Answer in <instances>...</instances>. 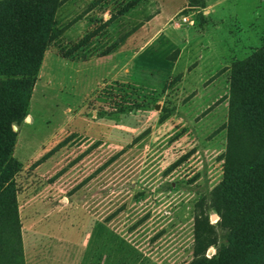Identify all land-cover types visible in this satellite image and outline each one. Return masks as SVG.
Here are the masks:
<instances>
[{
  "label": "rangeland",
  "instance_id": "obj_1",
  "mask_svg": "<svg viewBox=\"0 0 264 264\" xmlns=\"http://www.w3.org/2000/svg\"><path fill=\"white\" fill-rule=\"evenodd\" d=\"M59 2L54 39L11 48L0 68L36 74L41 62L32 122L20 126L18 143L90 144L83 154L93 158L103 229H93L90 249L80 244L81 230L63 233L61 250L70 253L59 264H190L197 250L212 256L228 233L217 195L229 68L264 44V0ZM5 222L0 264H21Z\"/></svg>",
  "mask_w": 264,
  "mask_h": 264
},
{
  "label": "trees",
  "instance_id": "obj_2",
  "mask_svg": "<svg viewBox=\"0 0 264 264\" xmlns=\"http://www.w3.org/2000/svg\"><path fill=\"white\" fill-rule=\"evenodd\" d=\"M60 4L59 0H0L3 46L49 44L55 37ZM35 81L32 73L0 74V211L6 220L5 237L19 248L13 126L24 120ZM228 83L227 148L217 195L228 233L219 236L212 256L197 250L190 264H264V44L231 64Z\"/></svg>",
  "mask_w": 264,
  "mask_h": 264
},
{
  "label": "crops",
  "instance_id": "obj_3",
  "mask_svg": "<svg viewBox=\"0 0 264 264\" xmlns=\"http://www.w3.org/2000/svg\"><path fill=\"white\" fill-rule=\"evenodd\" d=\"M10 49L3 45L0 47V68L7 67V56L4 54ZM40 63H38V67L36 66L38 70L34 74L36 77L34 86L38 82ZM33 90L34 87L31 96ZM29 103L24 120L20 125L13 126L16 131V140L12 157L18 167L14 172L12 182L19 224L22 263L55 264L56 262L59 264L70 253L61 250L62 243L68 242L69 238L63 239V233H67L68 236V230H81V246L90 249L92 245H96L93 229L98 225L103 229L104 218L98 215L104 213L103 196L101 193L100 197L96 194V200L101 198V201L99 203L97 200L94 205L93 198L95 196L91 185L93 176H89L94 171L92 169L93 158L89 157V154H83V150L90 144L84 143L79 147L71 145L69 147V144L52 142L51 140L54 138L41 142L35 147H29L30 145L26 142H17L22 123L32 122ZM28 116L29 120H26ZM72 147L73 153H64L63 158L55 161L54 157L52 158L57 155L58 151ZM95 170L99 171L98 168ZM70 176L73 177L69 178ZM97 205L100 207L98 208ZM2 217L0 211V222ZM0 246L3 245L0 244ZM95 253L94 250L91 254V263L95 262Z\"/></svg>",
  "mask_w": 264,
  "mask_h": 264
},
{
  "label": "water",
  "instance_id": "obj_4",
  "mask_svg": "<svg viewBox=\"0 0 264 264\" xmlns=\"http://www.w3.org/2000/svg\"><path fill=\"white\" fill-rule=\"evenodd\" d=\"M156 107H157V105H156ZM209 211H210V219H212V220L215 219V217H216L215 213L211 209ZM209 251H210V249H208L207 254H209Z\"/></svg>",
  "mask_w": 264,
  "mask_h": 264
},
{
  "label": "built area",
  "instance_id": "obj_5",
  "mask_svg": "<svg viewBox=\"0 0 264 264\" xmlns=\"http://www.w3.org/2000/svg\"><path fill=\"white\" fill-rule=\"evenodd\" d=\"M187 20H188V18H187L186 15H181V16L179 17V21H180V22H185V21H187Z\"/></svg>",
  "mask_w": 264,
  "mask_h": 264
}]
</instances>
